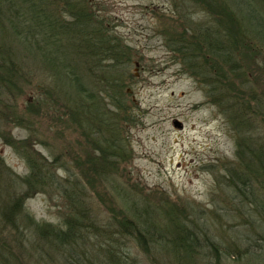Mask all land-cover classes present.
<instances>
[{
  "label": "rangeland",
  "instance_id": "rangeland-1",
  "mask_svg": "<svg viewBox=\"0 0 264 264\" xmlns=\"http://www.w3.org/2000/svg\"><path fill=\"white\" fill-rule=\"evenodd\" d=\"M53 1L49 12L69 21L64 5ZM86 1L78 7L95 13L127 47L120 51L126 53L120 61L99 59L83 72L88 79L82 82L83 97L93 95L88 105L83 97L76 100L64 79L53 77L48 63L31 59L0 34V46L15 51L21 69L14 82L0 88V264H76V259L104 264V244L97 235L87 233L69 248L49 243L47 234L37 231L41 223L63 226L67 206L58 190L27 186L29 154L39 167L50 166L59 180H82L91 215L100 226L111 217V209H123L141 221L125 198L134 197L136 204L147 206L143 221H154L161 229L169 224L167 212L173 207L175 217L197 238L195 264H264L263 213L244 198L264 200V49L260 51L264 45L247 35L235 74L233 69L229 74L230 65L219 67L206 49L192 53L189 65L194 66L189 68V61L182 62L173 47L188 24L212 25L209 4ZM189 31L186 36L193 33ZM219 73H227L225 85L232 86L234 97L244 93L245 106L235 107L233 97L223 107L209 101L210 93L219 98L220 85L210 86ZM113 97L125 106L124 113L117 112L124 127L119 135L126 136L125 152L120 154L100 151L96 134L90 136L94 129H88L95 113H85L89 105L90 110L103 105L115 111ZM230 108L237 112L232 119ZM77 112H83V121L75 118ZM111 118L116 121L114 115ZM102 165L106 171H101ZM108 176L109 181L104 180ZM93 178L97 180L90 186ZM15 199L22 200L23 207L5 220L3 213ZM155 235L163 242V235ZM119 238L129 264H173L164 247L148 244L145 254L133 237Z\"/></svg>",
  "mask_w": 264,
  "mask_h": 264
},
{
  "label": "trees",
  "instance_id": "trees-1",
  "mask_svg": "<svg viewBox=\"0 0 264 264\" xmlns=\"http://www.w3.org/2000/svg\"><path fill=\"white\" fill-rule=\"evenodd\" d=\"M59 1L69 13L71 18L69 21H62L49 12L53 0H0V34L10 38L16 47L21 51L23 50L24 53L28 52L31 59L48 63L50 65L48 69L51 71L50 68H52L53 70V77L64 79L65 84L73 89L70 92L75 91L74 96L76 100L80 101L85 89L84 80H88L87 75L83 72L99 59L120 61L121 55H126L125 52L120 51L127 47L116 35L108 31L107 26L101 19L97 18L95 13L83 12V9L78 7V4L87 2L86 0ZM198 2L211 6V10L208 11L212 14L215 23L213 22L211 26L200 23L193 26L188 24L187 28L177 35V44L173 49L180 54L182 62L191 60L192 53L197 49H206L205 52L218 61L219 67L223 68L225 65L226 67L230 65L229 72L231 69H233L234 74L237 73L236 71L239 72L240 68L235 62L237 58L245 55L243 51L246 49L247 35L251 34L258 43L264 45V0H198ZM77 10L81 11V14H75L78 12ZM191 29L193 33L186 36V30L190 32ZM262 49L264 46L260 51ZM189 63L191 64V61L187 65L192 68L194 65H189ZM20 74L21 69L15 51L9 46H0V88L5 84L14 82L13 78L20 76ZM226 74H220V78L210 84L212 87L218 85L220 87L217 88L219 98L214 93H210L207 94L209 101L223 107L225 106L224 101L226 102L233 97L235 107L245 106L244 93L241 94L240 90L238 92L240 95L237 94L234 97L232 95L234 91L231 90L232 86L225 85L229 83ZM55 85L57 83H54L53 86L55 87ZM120 88L119 84L115 85L117 92ZM83 98L85 105H88L92 103L93 95L89 94ZM111 104L115 111H110L103 105L94 106L90 110L89 105L86 108L89 111H85V113L95 114L90 121V128L86 125L88 122L86 119L84 126L88 129H94L90 136H93V133L96 134L94 141L101 143V146L98 147L101 152L113 149L116 151L115 154H120L122 151L125 152L126 136L123 133L119 135V131L124 130V127L119 125L122 119L117 117V112L124 113L125 106L119 97H113ZM113 115L116 117V121L111 118ZM231 115V119L234 118V115L237 116L236 110L231 109ZM82 116L83 112H77L75 118L83 121ZM117 144L121 147L114 149ZM107 154L110 155L108 152ZM256 157L259 159L262 156L256 154ZM94 159L96 162H100V157H94ZM94 159H88V161L95 162ZM36 160L30 154L26 157L29 168L28 175L25 177L27 186L37 190L56 189L67 206L63 226L49 223L37 225L39 233L47 234L48 237L45 239L49 243L71 248L78 244V241L82 239L81 237L86 236L87 233H92L97 235L98 240L100 239L101 243L104 244L101 245L104 264H129L128 255L122 249L119 238L120 235L122 237L128 236L136 240L141 251H144L145 254H149L148 244H152L159 249L166 248L168 251L166 253L171 256L173 264H195L193 254L197 252V238L192 234V229L183 225L175 217L172 212L173 207L169 209L170 212H167L170 214L169 224L166 229H161L154 221H143V214L144 211H147V206L136 204L134 197H125L131 201V213L138 215L141 221L137 222L136 216L134 219L131 218L123 209H111V217L104 223V226H100L97 223L98 219L91 215L90 197H87L86 186L82 180H59L50 166L39 167L40 165L36 163ZM101 169V171H106L103 165ZM96 178L98 179L97 175ZM97 179L93 178L90 186L95 185ZM104 180L109 181V176ZM244 198H249L252 208L260 206L261 213H263L261 218L264 221L263 197ZM21 207H23L22 200L15 199L9 203L3 213L4 219L9 220V216L10 218L15 217L16 212ZM165 230L169 233H165ZM155 233L158 234V237L163 235V242L158 241ZM110 240L112 241L110 242ZM212 246L214 247L213 244ZM89 262V264L93 263V261ZM75 263L88 264V262H80L79 259H76ZM132 263L137 264L135 261Z\"/></svg>",
  "mask_w": 264,
  "mask_h": 264
},
{
  "label": "water",
  "instance_id": "water-1",
  "mask_svg": "<svg viewBox=\"0 0 264 264\" xmlns=\"http://www.w3.org/2000/svg\"><path fill=\"white\" fill-rule=\"evenodd\" d=\"M173 124L177 127H180L181 126V123L177 120H174Z\"/></svg>",
  "mask_w": 264,
  "mask_h": 264
}]
</instances>
